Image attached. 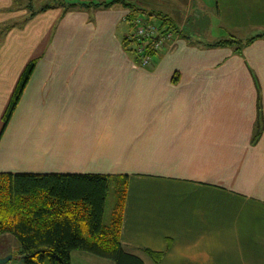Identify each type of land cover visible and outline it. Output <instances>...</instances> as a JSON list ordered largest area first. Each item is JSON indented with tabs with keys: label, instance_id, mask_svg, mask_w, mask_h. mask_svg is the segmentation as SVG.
Instances as JSON below:
<instances>
[{
	"label": "crops",
	"instance_id": "0c3cea01",
	"mask_svg": "<svg viewBox=\"0 0 264 264\" xmlns=\"http://www.w3.org/2000/svg\"><path fill=\"white\" fill-rule=\"evenodd\" d=\"M112 1L48 4L0 40V172L129 174L121 240L145 264H264V0L94 4ZM16 2L0 0V23ZM141 14L182 31L149 67L124 43ZM231 37L245 44L207 45Z\"/></svg>",
	"mask_w": 264,
	"mask_h": 264
},
{
	"label": "trees",
	"instance_id": "16d2710c",
	"mask_svg": "<svg viewBox=\"0 0 264 264\" xmlns=\"http://www.w3.org/2000/svg\"><path fill=\"white\" fill-rule=\"evenodd\" d=\"M116 1L119 0L94 4L110 6ZM77 4L69 3L70 6ZM127 5L132 7L133 14L144 11L134 4ZM158 15L160 26L174 31L178 40L182 31L164 15ZM124 43L133 50L127 37ZM243 44V40L231 37L207 45H236L240 49ZM157 53L154 52V57ZM35 64L36 60L28 64L18 83L5 113V125L19 103ZM129 179V174L0 172V235L16 236L22 264H73L72 253L76 250L110 258L116 264H145L141 256L127 251L121 240ZM112 185L117 201L107 224L105 212ZM146 251L157 263L162 257V252Z\"/></svg>",
	"mask_w": 264,
	"mask_h": 264
},
{
	"label": "rangeland",
	"instance_id": "374dc122",
	"mask_svg": "<svg viewBox=\"0 0 264 264\" xmlns=\"http://www.w3.org/2000/svg\"><path fill=\"white\" fill-rule=\"evenodd\" d=\"M62 1L63 0H17V2L12 6L13 11L16 12V17L11 19L10 21H5V22L0 23V40H4V39L6 40L7 33L12 26L14 27L22 26L25 23V21L30 16L34 15V13L37 10H41L43 7H45L48 4L57 5L58 3H61ZM68 1H72V0H68ZM66 7H70V5L66 4ZM152 16L159 18L156 15H152ZM212 28H214L212 25H211V28H210V25H206V24L199 25L196 28H194L191 32L199 36V37H195L196 39H200V41H205L206 39L210 40L213 38L211 35ZM215 29H217V27ZM214 34H217V30L214 31ZM128 35H126V37H128ZM169 47H173V46H169ZM135 65L138 66V63L136 62ZM113 185L109 193L107 205H106L105 222L107 224H109L113 208L117 201V194H116L115 187H113ZM80 252L84 254L83 251H80ZM85 253L88 254V257H85L84 255L83 256L74 255L73 264H116L115 261L110 258L101 257V256L88 253V252H85ZM13 263L22 264V259L16 256V258L13 260Z\"/></svg>",
	"mask_w": 264,
	"mask_h": 264
},
{
	"label": "built area",
	"instance_id": "2783aa9c",
	"mask_svg": "<svg viewBox=\"0 0 264 264\" xmlns=\"http://www.w3.org/2000/svg\"><path fill=\"white\" fill-rule=\"evenodd\" d=\"M159 21V18L147 14L138 15L133 21L135 28L127 38L131 41L132 51L137 54L138 64L141 66H151L154 52L174 46L177 42L174 31L163 29Z\"/></svg>",
	"mask_w": 264,
	"mask_h": 264
},
{
	"label": "water",
	"instance_id": "95a60500",
	"mask_svg": "<svg viewBox=\"0 0 264 264\" xmlns=\"http://www.w3.org/2000/svg\"><path fill=\"white\" fill-rule=\"evenodd\" d=\"M12 257H13L12 254H9V255L4 256V257H0V264H1V263H6V262H8L9 260L12 259Z\"/></svg>",
	"mask_w": 264,
	"mask_h": 264
}]
</instances>
